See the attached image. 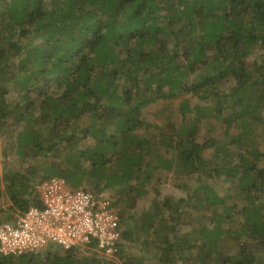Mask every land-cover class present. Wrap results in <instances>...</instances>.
<instances>
[{
    "label": "trees",
    "instance_id": "trees-1",
    "mask_svg": "<svg viewBox=\"0 0 264 264\" xmlns=\"http://www.w3.org/2000/svg\"><path fill=\"white\" fill-rule=\"evenodd\" d=\"M176 99L179 126L146 119ZM0 139L28 161L0 178V224L62 178L111 193L121 226L113 257L0 264H264V0H0Z\"/></svg>",
    "mask_w": 264,
    "mask_h": 264
},
{
    "label": "built area",
    "instance_id": "built-area-1",
    "mask_svg": "<svg viewBox=\"0 0 264 264\" xmlns=\"http://www.w3.org/2000/svg\"><path fill=\"white\" fill-rule=\"evenodd\" d=\"M35 193L40 206L0 224L1 256L40 255L50 244L116 254L121 226L111 193L72 190L62 178L41 183Z\"/></svg>",
    "mask_w": 264,
    "mask_h": 264
},
{
    "label": "rangeland",
    "instance_id": "rangeland-1",
    "mask_svg": "<svg viewBox=\"0 0 264 264\" xmlns=\"http://www.w3.org/2000/svg\"><path fill=\"white\" fill-rule=\"evenodd\" d=\"M197 99H192V104H197ZM179 104L180 99H176L175 101H160L155 105L150 106L145 110V117L151 124L163 125L166 121L171 118L176 126L181 124V116L179 113ZM219 127V126H218ZM217 127V129H218ZM218 136L220 137L223 133L221 128L219 127ZM207 129L206 127L201 128V135H199V142L202 140V137L205 135ZM154 132V129L151 130ZM264 148V147H263ZM28 161L24 158H19V156L12 152L10 148V141L7 139H0V178L4 177V174L11 170H20L22 171L28 164ZM178 174H164L161 182V192L163 196H172L174 198L180 197V190L177 185L182 180ZM3 180V179H2ZM4 186V183H3ZM90 192L91 189L88 188ZM150 193L146 197H141L137 202V209L144 210L150 208V201L154 197L152 189L150 188ZM47 252L51 250V245L47 246ZM46 251L42 252L43 254ZM116 261V260H115Z\"/></svg>",
    "mask_w": 264,
    "mask_h": 264
}]
</instances>
